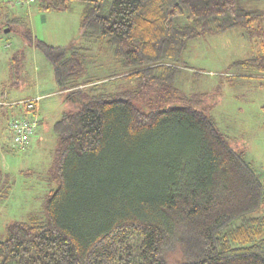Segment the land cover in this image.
Returning a JSON list of instances; mask_svg holds the SVG:
<instances>
[{"label":"trees","instance_id":"16d2710c","mask_svg":"<svg viewBox=\"0 0 264 264\" xmlns=\"http://www.w3.org/2000/svg\"><path fill=\"white\" fill-rule=\"evenodd\" d=\"M80 1L86 43L43 49L61 90L89 91L53 123L58 186L45 217L6 227L0 264H168L169 244L179 249L171 264H264L263 182L175 85L189 40L239 28L251 42L264 33V9L248 0ZM34 2L64 11L71 0ZM103 43L119 66L109 80H127L120 98L91 94L100 82L83 76L92 45ZM260 45L230 65L264 79Z\"/></svg>","mask_w":264,"mask_h":264},{"label":"rangeland","instance_id":"374dc122","mask_svg":"<svg viewBox=\"0 0 264 264\" xmlns=\"http://www.w3.org/2000/svg\"><path fill=\"white\" fill-rule=\"evenodd\" d=\"M251 1L246 5L264 9V0ZM35 3L0 0V100L4 107L0 114V185H4L0 189V237L15 221H40L45 217L48 192L58 186L53 123L63 111L80 106L84 92L89 91L61 90L63 85L52 57L43 49L46 45L61 49L73 39H77V45L86 43L84 38L78 39L83 3L71 0L64 11H45ZM176 21L184 22L186 17ZM261 40L264 45V33L250 42L239 28L189 40L179 61L175 85L191 99L186 103L210 116L231 146L243 151L264 185V85H259L264 79L256 70L230 65L260 52ZM92 47L83 76L100 83L90 93L103 94L106 99L120 98L118 92L126 88L127 80L108 78L113 68L119 71L112 46L103 43ZM27 97H39L36 105L41 126L26 151H18L12 145L7 114H29L22 103ZM174 101L178 105L185 102ZM178 250L173 244L165 246L163 258L168 264L174 260L172 257L179 256Z\"/></svg>","mask_w":264,"mask_h":264},{"label":"built area","instance_id":"2783aa9c","mask_svg":"<svg viewBox=\"0 0 264 264\" xmlns=\"http://www.w3.org/2000/svg\"><path fill=\"white\" fill-rule=\"evenodd\" d=\"M34 0H27V3ZM39 97L23 100L27 115H14L8 121V129L11 134L12 145L18 151H24L30 139L35 136L40 128V120L36 113L35 104ZM0 104L2 102L0 101Z\"/></svg>","mask_w":264,"mask_h":264},{"label":"crops","instance_id":"0c3cea01","mask_svg":"<svg viewBox=\"0 0 264 264\" xmlns=\"http://www.w3.org/2000/svg\"><path fill=\"white\" fill-rule=\"evenodd\" d=\"M29 98H32V97H27V98H23V99H29ZM38 102V101H37ZM37 104V103H36ZM36 109H37V112H38V115H40L39 114V111H38V108H37V105H36ZM12 113V112H11ZM10 114V113H9ZM9 114H7V116H9ZM14 114H17V112L16 111H14V113H13V115ZM40 117V116H39Z\"/></svg>","mask_w":264,"mask_h":264}]
</instances>
